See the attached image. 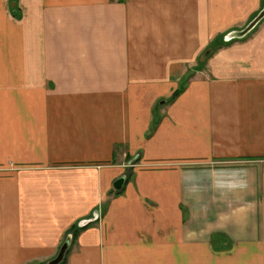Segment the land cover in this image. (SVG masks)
Listing matches in <instances>:
<instances>
[{"label": "crops", "instance_id": "1", "mask_svg": "<svg viewBox=\"0 0 264 264\" xmlns=\"http://www.w3.org/2000/svg\"><path fill=\"white\" fill-rule=\"evenodd\" d=\"M263 5L0 0V264H264Z\"/></svg>", "mask_w": 264, "mask_h": 264}, {"label": "water", "instance_id": "2", "mask_svg": "<svg viewBox=\"0 0 264 264\" xmlns=\"http://www.w3.org/2000/svg\"><path fill=\"white\" fill-rule=\"evenodd\" d=\"M264 18V5L262 10L257 14V16L244 28V30L239 31L237 33H235L233 35V37H242L246 34H248L262 19ZM124 183V178L121 177L119 179L116 180V182L114 183V186L116 189H121ZM70 241L68 240L60 249L59 254L57 255V257L50 262L49 264H60L61 261L64 259V256L66 254V251L69 247Z\"/></svg>", "mask_w": 264, "mask_h": 264}, {"label": "trees", "instance_id": "3", "mask_svg": "<svg viewBox=\"0 0 264 264\" xmlns=\"http://www.w3.org/2000/svg\"><path fill=\"white\" fill-rule=\"evenodd\" d=\"M216 41H217V44H216ZM221 43V42H223V37L222 38H220V40H218L217 38L208 46V48L206 49V51L204 52V57L205 58H203V55L202 56H200V62H204L206 59H208L214 52H215V46L216 47H218L219 46V43ZM224 43V42H223ZM226 43V42H225ZM216 44V45H215ZM212 45L214 46V47H212ZM185 88V84L182 86V87H180V88H178L176 91H175V93H174V95H173V97H172V99H174V98H176L181 92H182V90ZM155 123H154V125H152V127L150 128V134L151 133H153V131L155 130ZM121 192V190H117L116 191V193H120ZM86 226H82V227H79L77 224H74L73 226H72V228L70 229V233L73 235L72 236V239H76V237H77V235H78V233L82 230V229H84ZM65 263V258L61 261V263L60 264H64Z\"/></svg>", "mask_w": 264, "mask_h": 264}, {"label": "rangeland", "instance_id": "4", "mask_svg": "<svg viewBox=\"0 0 264 264\" xmlns=\"http://www.w3.org/2000/svg\"><path fill=\"white\" fill-rule=\"evenodd\" d=\"M12 4L14 5V3H12ZM224 39H225V38H224ZM218 43H219V42H218ZM216 44H217V41H216ZM216 44H215V45H216ZM212 47H214V46L212 45ZM216 50H217V47L215 46V51H216ZM203 58H205L204 55H203ZM206 60H207V59H206ZM206 60H205V61H206ZM196 70H198V69H195L194 71H189L187 77L192 76ZM30 264H38V263H30Z\"/></svg>", "mask_w": 264, "mask_h": 264}]
</instances>
